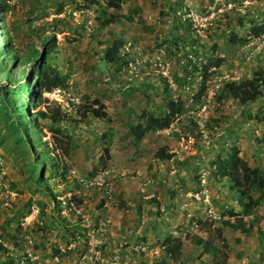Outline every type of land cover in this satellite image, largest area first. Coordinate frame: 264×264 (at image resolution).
<instances>
[{"label":"rangeland","instance_id":"rangeland-1","mask_svg":"<svg viewBox=\"0 0 264 264\" xmlns=\"http://www.w3.org/2000/svg\"><path fill=\"white\" fill-rule=\"evenodd\" d=\"M179 1L173 16L170 7L176 0H123L121 14L133 16V22L122 19L103 30L94 8L83 9L84 0L7 2L5 23L21 56L30 53L38 36L56 34L57 52L48 61L67 77L66 85L44 93L32 107H58L68 121L53 125L52 133L50 125L39 120L41 131L33 129L31 135L46 141L64 173L62 179L51 165L45 169L57 206L49 194L30 186V159L20 155L10 122L0 114V240L9 254L0 257V264H21L26 236L32 238L33 264H264L263 220L254 224L250 237L229 228L218 232L226 212H240L241 207L229 182L220 179L212 165L218 156L237 150L264 177V33L260 41L249 33L253 22L264 21V0ZM59 3L61 13L56 12ZM183 5L201 14L198 23L206 20L207 27L196 29L188 22L190 31L183 33L176 52L171 40L182 34L175 28L177 19L185 23L176 15ZM55 19L61 22L53 24ZM231 35L246 42H231ZM196 37L201 40L195 58L190 40ZM114 41L122 42L120 57L124 46L133 51V56L122 57L126 62L138 53L142 61L160 59L172 81L188 72L187 54L204 66L209 57L219 64L209 67L205 97L196 103L201 85L195 81L178 93L153 69H147V76H135L128 63L105 62L106 47ZM207 51L208 59L202 56ZM5 63L12 64L11 59ZM30 64L20 65L18 73L29 70ZM260 70L262 96L255 102L216 100L225 84L218 81L222 76L250 80ZM176 94L182 112L169 128L148 132L135 145L131 124L143 113L164 112L167 100ZM25 100L21 97V103L29 105ZM93 100L104 105L108 119L82 118L81 107ZM105 147L111 158L102 166L98 162ZM161 148L170 159L158 158ZM72 197L79 203L68 206L66 200ZM253 212L264 216V197ZM176 240L180 249L169 251ZM203 243L211 245L212 253H202Z\"/></svg>","mask_w":264,"mask_h":264},{"label":"trees","instance_id":"trees-1","mask_svg":"<svg viewBox=\"0 0 264 264\" xmlns=\"http://www.w3.org/2000/svg\"><path fill=\"white\" fill-rule=\"evenodd\" d=\"M8 0H0V13L2 14V19L5 17L7 12ZM73 3V0H69ZM85 5L83 9H88L89 7L94 8V11L98 13L97 21L99 22V29L103 30L106 27L121 22L125 19L127 22H133V16H125L121 14L123 0H84ZM180 4L179 0H176L174 5L170 7L172 15L174 16L175 9ZM56 9L57 13H61L63 3H59ZM111 11V12H109ZM134 14H138V9L134 10ZM178 24L176 30H181L182 34L178 33L171 40V44L175 47V51L178 52V46L182 44L184 40V34L189 33V27L191 24L188 22L181 23L177 19ZM61 20H53V24L60 23ZM241 23V21H240ZM184 24V25H183ZM249 33L252 37H258L264 33V21L261 24L253 22L250 26ZM2 34L0 33V38ZM235 35H231V42L237 44H243L245 40H236ZM2 47L0 50L1 54L5 55L7 59H11L12 64H5L3 59L0 57V114L5 116V119L10 122V126L14 131L15 143L20 148V155L27 156L30 159L29 171H30V186H34L41 194H49L51 199L55 201L56 194L50 191V186L48 180L45 179V169L47 165H51L54 168L56 176L64 179V173L58 168V162L56 157L51 154L52 150L48 144L44 141L39 140V138L32 137V131L35 130L36 133L41 131L37 121H46L50 127H48L49 132L54 133L56 130L52 128L53 125L59 124L61 122L68 121V116L66 113L62 112L60 108H55L50 111L38 109L34 111V115L29 117L27 110V104L21 103V97H25L27 101L30 100V104L37 106L41 101L44 93H50L55 89H60L65 87L67 77L59 73L56 67L48 61L53 53L57 52V39L56 34H48L43 36H38V42L34 45L30 53L21 56L19 51H17L12 44L11 39L8 37H2ZM201 39L196 37L190 40V44L195 46L192 50L194 56H198L196 48L199 47L198 42ZM122 45L121 41H114L110 46L106 47V52L104 53L103 60L107 63L118 65H126L127 62L124 58L120 57L119 48ZM188 55V54H187ZM204 55V56H203ZM208 51L202 53V56L207 58ZM31 63L29 70H21L18 73L20 65L26 62ZM209 65L204 68V80L200 83L198 94L194 95V101L196 103L201 102V97H205L206 85L205 81L207 79V70L209 67H214L219 64L218 60L213 58L208 59ZM190 62V61H189ZM119 64V65H120ZM191 65V62H190ZM194 71L197 68L193 67ZM187 72L185 73V79L187 77ZM262 71L256 72L250 80H241L239 83H225L220 88L219 95L216 97L217 101L232 99L238 104L245 105L248 103L255 102L259 97L262 96L261 85H262ZM174 82L177 85H181L184 82L183 78L176 77ZM168 91L167 89H165ZM31 96V99H30ZM25 100V101H26ZM182 104L179 100L171 98L167 100L166 110L158 115L148 112L143 113L140 121L135 124H131L130 131L134 136L135 145H138L142 138L148 132H155L157 130H162L169 128L172 122L176 119L177 114L182 112ZM82 113L80 114L84 119L90 116L98 120L108 119V114L105 111L104 105L99 100H93L89 104H84L82 107ZM31 123V126H28ZM29 135V136H28ZM158 158L161 160L170 159L171 155L165 152V149L161 150L157 154ZM110 152L108 147L103 150V155L99 158L98 164L105 166L110 160ZM212 164V163H211ZM217 168V176L220 179H226L229 182V190L238 196L237 203L241 207L240 212H234L228 210L226 213L228 218L221 222V228H218V232L222 228H229L232 231H237L241 235L250 237L253 234L254 224H257L260 220L264 221V216H258L254 214V210L259 206L262 197H264V177L258 168H251L242 157L239 156L237 150H233L225 158H219L216 162H213ZM254 192H259L260 196L257 198L253 197ZM67 205H71L72 202L76 204L79 201L72 197L66 200ZM55 205L60 206V202L55 201ZM22 215V214H21ZM24 217V215H22ZM245 218H250L246 221ZM57 226L61 227L63 230L67 231L62 221L55 219ZM200 223V222H198ZM220 233V232H219ZM201 244V239H195L193 242ZM173 247H169V251H178L181 247V242L179 240L175 241ZM204 244L202 253H212L210 244ZM7 249L0 243V256L5 255Z\"/></svg>","mask_w":264,"mask_h":264},{"label":"built area","instance_id":"built-area-1","mask_svg":"<svg viewBox=\"0 0 264 264\" xmlns=\"http://www.w3.org/2000/svg\"><path fill=\"white\" fill-rule=\"evenodd\" d=\"M177 15L180 16V17L182 16L183 18H181V19L185 20V22L192 23L193 24L192 26L196 27V29L199 28V27H202V28L207 27L206 20L203 21L202 24L198 23V20L200 19V15L201 14L198 15L196 10H194V9L188 8V7L183 5V7L180 8L177 11ZM263 38H264V36L262 37V39ZM257 40L260 41L261 39L259 37H257ZM262 47H264V41H263ZM124 51L125 52H123V54H122V57H124V58L131 57V56H133L132 54H134L133 51H130L129 48L125 47V46H124ZM194 57H192L191 55L187 56V58H188L187 59V63H188V68H187L188 72L187 73L188 74H187L186 79H185V76H183L184 82L181 85H177L174 82V80L172 81V80L169 79L170 77L168 76V69L165 66L164 62H162L160 59H158L157 62H153V61L146 62L145 60L142 61L141 55H140V53H138L136 59L135 60H130L129 62H127L128 65H126V66H127L128 70H130V73L134 74L135 76H138V75H140L143 72L147 76V75L150 74V71L147 70V69H150V70L153 69L151 71H156V72H158L160 74V76L166 78L168 86H169V89H171L172 91L173 90H175V91L178 90V93H185V91L188 90L189 87H191V84H192V86L195 85V84H193L194 83L193 79L196 78L195 75H194V78H193V74L194 73H196V75H197L196 81H201V79L203 78L202 65H201V63H198V60L194 59ZM189 61L191 62V65H190ZM181 65H184V67H185V61L184 60L181 62ZM194 66L197 68V71L192 73L193 70H194L193 69ZM218 81L219 82L222 81L221 83H223V82H235V83H238L240 81V76H238L236 74L232 75L230 77H228V76L223 77L222 76ZM179 95L180 94H176V95H174L173 98L177 101L179 99ZM27 259H29L31 264H33V257H32V254H31V252L29 250H26V256H24V259L21 261V264H24Z\"/></svg>","mask_w":264,"mask_h":264},{"label":"clouds","instance_id":"clouds-1","mask_svg":"<svg viewBox=\"0 0 264 264\" xmlns=\"http://www.w3.org/2000/svg\"><path fill=\"white\" fill-rule=\"evenodd\" d=\"M8 1H12V0H8ZM7 1V2H8ZM6 2V3H7ZM8 5V4H7ZM8 10V9H7ZM2 14L0 13V33L2 34V37H6L7 35H8V37L10 38V39H12L11 38V34H10V32H9V30L7 29V26H6V23H5V17H4V19H2V16H1ZM176 15H177V13H176ZM5 16H6V13H5ZM178 16V15H177ZM179 17V16H178ZM2 37L0 38V50H2L3 49V47H2ZM12 41V40H11ZM122 47V46H121ZM189 55V54H188ZM187 55V56H188ZM2 59H3V62L5 63V61H6V57H5V55H3V54H1V56H0ZM6 64V63H5ZM202 65V64H201ZM202 70H203V78L201 79V81H196V78H194V74H193V81H195L196 83H198V84H200L203 80H204V68H205V66L204 65H202ZM193 72H195L194 70H193ZM209 73H212V72H208V70H207V77H208V74ZM162 77V76H161ZM164 78V77H163ZM207 81V80H206ZM206 81H205V83H206ZM165 82L167 83V80H165ZM225 83H227V82H225ZM229 83H235V82H229ZM168 84V83H167ZM235 84H237V83H235ZM22 98H23V96H22ZM30 99H31V96H30ZM28 107H27V110H28V113H29V117H31L32 118V116L34 115V114H30V111H36V110H38V109H36V110H33V107H32V104H30L29 103V105H27ZM34 106V105H33ZM36 107V106H35ZM34 113V112H33ZM28 126H30V123H28ZM44 142H46V141H44ZM31 241H32V238L30 237V236H26V240L24 241V243L22 244L23 245V256H26V250H29V248H30V245H31ZM0 243L1 244H3V246L7 249V247L5 246V244L0 240ZM7 251H8V249H7ZM30 251V250H29ZM6 256L7 255H9L8 254V252H6V254H5ZM4 255V256H5ZM1 257V256H0ZM15 264H18V263H15ZM24 264H31V262L29 261V259H27L26 261H25V263Z\"/></svg>","mask_w":264,"mask_h":264},{"label":"crops","instance_id":"crops-1","mask_svg":"<svg viewBox=\"0 0 264 264\" xmlns=\"http://www.w3.org/2000/svg\"><path fill=\"white\" fill-rule=\"evenodd\" d=\"M157 222H158V219H157Z\"/></svg>","mask_w":264,"mask_h":264}]
</instances>
